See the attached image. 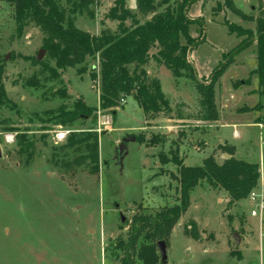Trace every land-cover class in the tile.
<instances>
[{
	"label": "rangeland",
	"instance_id": "obj_1",
	"mask_svg": "<svg viewBox=\"0 0 264 264\" xmlns=\"http://www.w3.org/2000/svg\"><path fill=\"white\" fill-rule=\"evenodd\" d=\"M58 1L67 5L66 0ZM133 1L127 0L126 5L136 12ZM223 2L196 0L188 11L191 18L204 20L205 40L191 54L200 80L208 79L223 56L243 39L228 30L225 20L244 28L256 26L255 21L218 6ZM234 2L249 17L263 16L264 0ZM113 5V0H98L89 12L76 15V26L95 35L104 29L116 32L118 21L108 16ZM148 19L140 17L142 23ZM197 28L189 26L193 37L199 35ZM43 38L34 24L26 26L19 36L13 6L0 0V63H4L7 91L6 103L0 105V264H120L122 253L115 247L129 236L134 216H154L177 202L178 183L172 177L177 165L161 164V153L171 160L172 152L178 149L185 165L201 166L205 157L226 152L219 147L222 139L234 144L258 140L259 130L251 113L259 111L254 106L260 101L256 91L259 79L254 72L257 46L253 43L237 53L215 86L222 123L218 133L211 121L204 119L206 111L197 82L177 79L170 69L153 63L147 73L151 79L156 74L161 82L171 103L169 111L149 116L133 96H124L113 112L99 109L96 121L89 118L70 127L61 126L43 112L62 104L71 107L77 98L99 108V59L88 57L81 66H68L61 72L62 82L48 81L35 64L46 59V51L40 58ZM157 51V46L152 47L151 55ZM82 66L85 71L81 73ZM134 70L131 66L130 71ZM35 73L44 87L26 84ZM61 87L67 88L69 99L56 94ZM234 124L241 132L238 138ZM86 129L100 134L99 174L83 168L66 173L55 167L53 148L64 143L70 131ZM140 135L146 140L158 137L161 143L152 146L138 139L130 141L120 157L123 138ZM21 136H26L31 146H19ZM231 147L235 157L236 147ZM258 160L257 152L249 157L251 163ZM190 199L189 208L167 241V264H264L260 219L252 216L248 196L230 204L224 189L205 181L191 192ZM191 221L195 223L186 230ZM191 229L200 233L199 240L192 237ZM156 250L157 264H161L160 250Z\"/></svg>",
	"mask_w": 264,
	"mask_h": 264
},
{
	"label": "trees",
	"instance_id": "obj_2",
	"mask_svg": "<svg viewBox=\"0 0 264 264\" xmlns=\"http://www.w3.org/2000/svg\"><path fill=\"white\" fill-rule=\"evenodd\" d=\"M9 2L14 8V18L17 23V33L22 36L26 26L34 24L42 34L43 49L46 59L37 60L40 74L46 80L61 79V72L68 66L76 67L85 63L88 57H98L100 76V105L90 106L83 98H77L71 107L62 104L43 114L57 120L61 126L70 127L78 120L93 118L96 121L98 110H112L119 107L124 96H133L146 115L169 111L170 100L166 98L162 84L157 77L149 78L147 66L155 62L172 71L175 78H189L197 82V89L201 98V105L206 111L204 119L217 121L219 114L216 106L215 86L220 75L229 66L240 51L257 46V67L254 72L259 79L258 94L260 101L254 106L264 111V9L263 16L254 18L241 12L234 0H224L218 6L238 13L246 21H255V29L244 28L225 20L228 30L232 34L243 37L236 48L223 56L222 61L208 79H199L197 69L191 60L192 51L205 40L203 18L193 19L188 14L189 8L196 0H136V12H132L126 5L127 0H113L114 5L108 16L118 21L117 30L104 29L100 35L78 28L75 24L76 15L89 12L90 6L98 0H66V6L58 0H2ZM161 9V10H160ZM93 15V14H92ZM149 19L142 23L140 17ZM131 21L128 24V21ZM198 26L199 35L193 37L189 26ZM185 40V43L182 40ZM158 51L151 55L152 47ZM54 61V64L51 63ZM134 66L135 70L130 71ZM85 71V67L79 69ZM4 63H0V105L5 104L7 98L6 87L3 83ZM47 74V75H46ZM26 84L33 88H42L39 73L30 77ZM56 94L62 99H69L70 95L65 87H61ZM253 108V109H254ZM148 145L161 143L158 137L146 140L138 136L136 140ZM20 145L31 146L26 136H21ZM100 134L93 129L84 131H70L66 141L53 148L52 164L60 170L71 173L81 168L90 174H99L100 168ZM231 157L217 163L214 155L207 156L201 166L185 165L179 158L178 149L172 152L171 160L161 153V164L174 163L177 174L172 177L178 182L177 202L172 207H166L156 215H135L130 225L129 236L118 242L115 249L121 251L120 264H157L156 247L158 241H167L172 235L173 228L179 222L184 212L191 204V192L207 181L213 188L224 189L230 198L229 203L235 204L247 198L258 184L260 164L236 159L233 148L221 145ZM195 222L191 221L186 230ZM192 237L199 240L200 233L195 229L189 231ZM161 264L162 256H161ZM167 264V263H165Z\"/></svg>",
	"mask_w": 264,
	"mask_h": 264
},
{
	"label": "crops",
	"instance_id": "obj_3",
	"mask_svg": "<svg viewBox=\"0 0 264 264\" xmlns=\"http://www.w3.org/2000/svg\"><path fill=\"white\" fill-rule=\"evenodd\" d=\"M133 2L135 3V6H136V0H134ZM256 56H257V52H256L255 59H254L255 63L257 62ZM191 60H192V58H191ZM150 63H153V65H157L153 61ZM149 64H148V66H149ZM257 64L258 63H256V67H257ZM148 66H147V72H148ZM161 67H164V66L158 65V68H161ZM256 67H255V69H256ZM153 77H157L156 74ZM180 79H182V78H180ZM258 88H259V85H258ZM258 88L256 91H258ZM257 94H258V92H257ZM258 96H259V94H258ZM259 98L261 99L260 96H259ZM217 102H218V100H217ZM243 107H245V106H243ZM243 107H240L241 110ZM219 108L220 107L218 106V114H219ZM242 111H245V110H242ZM251 113H253V115H255V123L254 124L256 125V127H258V130H259L258 140H256L255 142H250V143H244L243 141H239L237 144H234V143L229 142L226 139H222L223 140L222 143H223V145H229V146L236 147L235 158L242 159V160H245L248 162H251V161H249V157H252L257 152L258 156H259V160L256 163H261V160L264 161V117H263L264 111H263V113H262V111H254V112L251 111ZM209 124H210V126H213V127L215 126V128H216L215 131L220 133V128L222 125V123L220 122V114H219V119L217 121H211ZM232 127L234 129V136L236 138H238L241 135V132L238 129V126L234 124ZM157 145H160V143ZM181 146H183V145H180V147ZM256 148H257V151H256ZM180 151H181V148H180ZM225 153L226 152L222 153L221 155H218V154L214 155L217 163L222 164L223 160L226 159ZM229 157H231V155H229ZM183 162H184V159H183ZM175 173L177 174V172H175ZM176 188H177V185H176ZM181 220H182V218H181Z\"/></svg>",
	"mask_w": 264,
	"mask_h": 264
},
{
	"label": "built area",
	"instance_id": "obj_4",
	"mask_svg": "<svg viewBox=\"0 0 264 264\" xmlns=\"http://www.w3.org/2000/svg\"><path fill=\"white\" fill-rule=\"evenodd\" d=\"M258 184L249 193V201L253 205L251 214L253 217H259L261 236L264 237L263 221H264V163L260 165V176Z\"/></svg>",
	"mask_w": 264,
	"mask_h": 264
},
{
	"label": "water",
	"instance_id": "obj_5",
	"mask_svg": "<svg viewBox=\"0 0 264 264\" xmlns=\"http://www.w3.org/2000/svg\"><path fill=\"white\" fill-rule=\"evenodd\" d=\"M40 58L43 57V55L45 54V50L41 49L40 50ZM130 141H136V137L134 136H127L125 138H123V140L120 142L119 145V156L121 157L123 155V153L125 152L127 143ZM3 154L1 153V148H0V159L2 158ZM225 157L229 158V154L225 153ZM158 250H160L161 256H162V262L165 264L167 263V259H168V250H167V244L164 240H160L158 241Z\"/></svg>",
	"mask_w": 264,
	"mask_h": 264
}]
</instances>
